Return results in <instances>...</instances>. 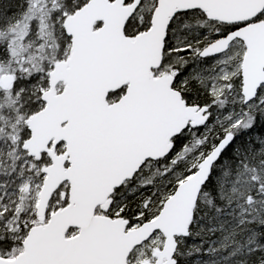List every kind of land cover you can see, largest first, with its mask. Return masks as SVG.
I'll list each match as a JSON object with an SVG mask.
<instances>
[{
  "label": "snow or ice",
  "instance_id": "1",
  "mask_svg": "<svg viewBox=\"0 0 264 264\" xmlns=\"http://www.w3.org/2000/svg\"><path fill=\"white\" fill-rule=\"evenodd\" d=\"M0 264H264V0H0Z\"/></svg>",
  "mask_w": 264,
  "mask_h": 264
}]
</instances>
